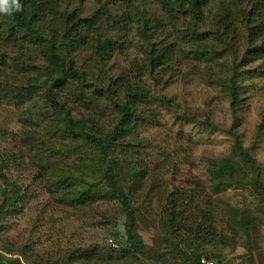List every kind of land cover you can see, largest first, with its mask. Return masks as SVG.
Segmentation results:
<instances>
[{
  "label": "rangeland",
  "instance_id": "1",
  "mask_svg": "<svg viewBox=\"0 0 264 264\" xmlns=\"http://www.w3.org/2000/svg\"><path fill=\"white\" fill-rule=\"evenodd\" d=\"M59 1L60 10L81 18L101 14L103 37L120 45L108 59L100 60L92 47L67 52L60 34L55 38L56 25L40 29L45 41L53 42L55 55L89 71V77L74 83L72 90L85 84L86 100L97 114L95 130L109 133L120 115L107 95H90L122 77L128 79L127 85L144 91L132 131L114 156L116 180L128 196L133 230L147 256L119 244L126 240V208L117 198L75 201L82 191L87 195L110 192L104 175L109 159L83 136L66 131L65 115L45 100L42 81L50 86L52 80L37 76L46 63L39 51L25 42L18 46L7 42L0 59L5 76L0 91V162L11 159L4 169L8 182L0 180L3 262L195 264V250L210 253L213 264H246L250 248V264H264V56L255 59L247 54L248 30L259 23L251 18L250 7L237 0H206L200 16L179 15L172 24L164 20L157 0H138L133 4L137 16L132 12L133 20L124 18V23L120 19L128 12L124 0ZM108 14L117 16L116 27L107 22ZM24 35L20 30L18 40ZM162 43L173 44L169 65L150 61V50ZM203 45L205 58L193 52ZM32 78L36 87L27 97L24 90ZM232 81L237 85L236 103ZM125 86L116 83L112 98L124 99ZM65 91L51 88L49 93L68 103L73 122L82 120L87 103L84 107L71 103ZM84 132L100 136L90 128ZM236 141L254 160L252 168H240L244 164L233 152ZM227 158L234 167L229 175L212 176L214 166H223ZM130 159L141 172L135 181L125 179L124 161ZM52 175L65 185L49 186ZM173 200L175 209L184 208V217L167 235ZM206 220L205 233L211 239L187 247L184 223H194L196 228ZM84 252L91 253L90 258L80 257Z\"/></svg>",
  "mask_w": 264,
  "mask_h": 264
},
{
  "label": "trees",
  "instance_id": "2",
  "mask_svg": "<svg viewBox=\"0 0 264 264\" xmlns=\"http://www.w3.org/2000/svg\"><path fill=\"white\" fill-rule=\"evenodd\" d=\"M137 1L138 0H124L127 5L128 12L124 14L123 17L120 16V19L122 20L121 22H124V20L127 21L124 18H127L129 22L132 21L133 19H130L132 12H134V15L137 16L135 7L133 5L134 2L136 3ZM157 1L163 6V10L165 12L164 20H168L172 22V24L177 21L179 15H193L197 18L201 14L200 10L202 6L206 3V0ZM237 1L241 5L249 6L251 18H256L255 20L259 21V23H254L255 25L249 28L247 35L249 42L247 54L252 56V58L259 59L260 57L264 56V0ZM19 2L23 6L21 11H13L10 15L0 13V34L2 36L5 35L3 36L5 39H0V59L2 58L1 47L3 44H7V42L12 43V46H18V44H21V42H25L30 46L35 47L39 51L40 55L43 56L46 63L42 68H40V70L37 71V76L42 77L47 75L50 77L49 79L52 80L50 86H47L46 81H42L41 86L44 88L46 87V94L44 97L45 100L47 99L56 105L58 113H63L65 115L64 121L66 131H69L73 136H83L87 143L97 146L101 153L109 159V165L105 169L104 175L108 181L110 192L105 195H87L84 193V191H82L81 193H78L76 197H74L75 201L79 203H85L86 200H95L97 198H117L126 208V240L122 243L118 240L119 244L126 245V249H130L133 253L147 256L141 239L134 233L133 230L134 215L129 208L128 196L124 194L121 185H118L116 180L115 170L118 167V163L116 160L117 156H114V154L117 152L118 146L124 143V138L132 131L131 127L133 121L137 118L138 105L144 99L143 89H139L137 87L132 88L130 85H127L128 79L122 77L121 79H117L111 84H108L105 90H101L102 92L100 91L99 93L90 95L89 98H102L104 94L107 95L108 98L113 100L114 105L118 109V113L120 115V117L116 119V123L109 133H103V130H95L98 128L97 114L92 111L95 108L93 104L86 100L88 99V96L86 95V91L83 88L85 84L81 87H77L75 90H72L74 83L79 84L83 78L86 80L89 77V71L87 72L85 69L77 68L72 60L66 63L63 57L55 55L53 53V42H46V39L42 37L40 29L44 26L50 27L51 25H56L58 30L56 29L55 38L58 39V34H60L63 42L62 45L67 49V52H76L81 47H92L94 49L95 59H108L115 47L120 48V45H117V43H114L111 40L103 37L102 33L100 32L101 14L97 13L96 15H93L89 18H81L75 12L68 13L66 11L60 10L61 3L59 0H19ZM130 10H132L131 13L129 12ZM106 20L107 22H111V26L113 27H116L118 24L117 16L116 18H113L112 15L108 14ZM156 24L157 26L162 27V21H158ZM146 28H148V23L146 24ZM20 30H22L25 34L22 40H18V33ZM7 32L9 33L8 36H6ZM158 46L159 48L155 49L154 51L150 50L149 54L152 56L150 61L152 63L158 61L159 63L162 62V64L169 65L170 60H172L173 57V44L162 43ZM195 47L197 50L192 51L199 52L198 56L205 58L207 50L204 48V45L203 47L201 46V48L198 46ZM137 68L141 70L139 66H137ZM2 72L3 68L0 66V91L3 90L2 86L4 87L5 85V83H3L5 81H2L4 80L5 76L2 74ZM94 79L95 78L92 76V80ZM35 82H37L35 78H32L27 82L28 87L24 90V94L27 97H30L34 94L33 89L36 87ZM118 82L120 83V87L127 85L125 86V91L123 93L124 99H121L120 102L112 98V96H114L113 86ZM51 88H54L58 91L66 90L65 92L68 94L67 96L70 99L69 101L78 106L84 107V104L87 103L85 106V109H87V114L84 115V118H82V120L73 122L70 115L71 111H69V108L67 107L68 103H60L58 100H56L54 93H49ZM236 88L237 85L232 81L230 90L234 103H236ZM47 91L49 94L48 98ZM85 128H90L91 131L98 132L100 136L92 135L91 133H85ZM233 152L240 157L241 162L245 165L241 166V169L245 168L246 165H251L250 168L254 166L255 163L252 157H250L249 154L243 150L237 141L235 143V149ZM10 161L11 159H9L8 162ZM8 162L7 160L4 161L3 159L0 162V180L3 183L8 182V177L6 173H4V169L7 168ZM135 162L136 161L133 159H130L126 163L124 161V164H126L125 166L127 168L125 179L129 178L130 180L135 181L139 177L141 172H139L140 169ZM214 168L215 169L212 168L213 171H210V174L216 177L220 175H229V172L233 170L234 167L231 164V161L227 158L225 159L223 166L219 164L216 167L214 166ZM224 180L225 179H222L221 182L219 181V184L217 185L218 188L223 184ZM64 185V181L56 179V177H53V175L51 176L49 186L62 188ZM138 185L139 181L134 183L133 186L138 187ZM2 192L4 195V190H2ZM130 192H133V190L130 189ZM4 203L5 200L3 204ZM171 205L170 214L167 216V235L171 234L172 230L170 231V229L177 228V225L180 224L184 217L183 207L175 209L178 205L174 200ZM203 217L205 216L203 215ZM207 221L208 220L203 222V226L199 223L196 228L193 227L194 223H191L190 225L189 223H184V227L187 228L188 236L185 240L183 239V241L186 242L188 245L187 247H192L198 243V241L200 242L204 238L211 237L209 236V233H205L207 226L204 224ZM166 240H168V238ZM173 250L175 251L171 252L180 254V251H177L176 249ZM193 251L194 259H192L195 261V264H199V259L202 256L208 260L214 258L210 253H199L198 251ZM246 251V264H250L252 261L251 249L247 248ZM90 256L91 253L87 252L80 254V257H84L86 259L90 258ZM2 257L3 256L0 255V264H14L17 262V260L9 259V263H6L3 262ZM218 260L220 259L218 258Z\"/></svg>",
  "mask_w": 264,
  "mask_h": 264
},
{
  "label": "clouds",
  "instance_id": "3",
  "mask_svg": "<svg viewBox=\"0 0 264 264\" xmlns=\"http://www.w3.org/2000/svg\"><path fill=\"white\" fill-rule=\"evenodd\" d=\"M19 0H0V13L11 14L13 11H21Z\"/></svg>",
  "mask_w": 264,
  "mask_h": 264
},
{
  "label": "built area",
  "instance_id": "4",
  "mask_svg": "<svg viewBox=\"0 0 264 264\" xmlns=\"http://www.w3.org/2000/svg\"><path fill=\"white\" fill-rule=\"evenodd\" d=\"M200 264H213V261L202 257L200 259Z\"/></svg>",
  "mask_w": 264,
  "mask_h": 264
}]
</instances>
